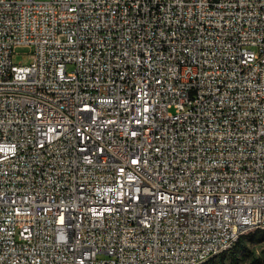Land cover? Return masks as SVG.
I'll use <instances>...</instances> for the list:
<instances>
[{
    "label": "built area",
    "instance_id": "built-area-1",
    "mask_svg": "<svg viewBox=\"0 0 264 264\" xmlns=\"http://www.w3.org/2000/svg\"><path fill=\"white\" fill-rule=\"evenodd\" d=\"M263 225L264 0H0V264H200Z\"/></svg>",
    "mask_w": 264,
    "mask_h": 264
},
{
    "label": "rangeland",
    "instance_id": "rangeland-1",
    "mask_svg": "<svg viewBox=\"0 0 264 264\" xmlns=\"http://www.w3.org/2000/svg\"><path fill=\"white\" fill-rule=\"evenodd\" d=\"M20 51L27 55L30 50L24 47ZM15 62L28 64L30 59L19 54ZM203 264H264V228L245 233L231 250L214 256Z\"/></svg>",
    "mask_w": 264,
    "mask_h": 264
},
{
    "label": "bare ground",
    "instance_id": "bare-ground-1",
    "mask_svg": "<svg viewBox=\"0 0 264 264\" xmlns=\"http://www.w3.org/2000/svg\"><path fill=\"white\" fill-rule=\"evenodd\" d=\"M258 228H260V227L244 228V231H242V236H243L245 233H247V232H249V231H252V230H255V229H258ZM262 228H264V225L262 226ZM203 263H205V262H201L200 264H203Z\"/></svg>",
    "mask_w": 264,
    "mask_h": 264
},
{
    "label": "trees",
    "instance_id": "trees-1",
    "mask_svg": "<svg viewBox=\"0 0 264 264\" xmlns=\"http://www.w3.org/2000/svg\"><path fill=\"white\" fill-rule=\"evenodd\" d=\"M237 244V243H236ZM236 246V245H235Z\"/></svg>",
    "mask_w": 264,
    "mask_h": 264
}]
</instances>
